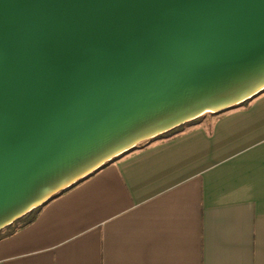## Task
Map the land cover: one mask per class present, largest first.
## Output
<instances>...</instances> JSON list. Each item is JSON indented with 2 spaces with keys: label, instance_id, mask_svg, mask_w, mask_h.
Listing matches in <instances>:
<instances>
[{
  "label": "water",
  "instance_id": "water-1",
  "mask_svg": "<svg viewBox=\"0 0 264 264\" xmlns=\"http://www.w3.org/2000/svg\"><path fill=\"white\" fill-rule=\"evenodd\" d=\"M262 91L264 0H0V230Z\"/></svg>",
  "mask_w": 264,
  "mask_h": 264
},
{
  "label": "crops",
  "instance_id": "crops-1",
  "mask_svg": "<svg viewBox=\"0 0 264 264\" xmlns=\"http://www.w3.org/2000/svg\"><path fill=\"white\" fill-rule=\"evenodd\" d=\"M0 264H264V91L52 198Z\"/></svg>",
  "mask_w": 264,
  "mask_h": 264
},
{
  "label": "trees",
  "instance_id": "trees-1",
  "mask_svg": "<svg viewBox=\"0 0 264 264\" xmlns=\"http://www.w3.org/2000/svg\"><path fill=\"white\" fill-rule=\"evenodd\" d=\"M245 102L246 101H244L243 103H245ZM206 114H210V113L206 112V113L198 116L197 118H195L193 120H189V121L185 122L184 124H181V125L173 128L167 132L162 133L160 135V137L172 136V135L182 131L185 127L198 123L200 121V119ZM39 209H40V207L33 208L32 210H30L28 213H26L24 216H22L18 220L14 221L13 223L8 225L7 227L1 229L0 230V239L14 233L16 230H18V229L28 225L29 223H31L34 220V218L36 217Z\"/></svg>",
  "mask_w": 264,
  "mask_h": 264
},
{
  "label": "rangeland",
  "instance_id": "rangeland-1",
  "mask_svg": "<svg viewBox=\"0 0 264 264\" xmlns=\"http://www.w3.org/2000/svg\"><path fill=\"white\" fill-rule=\"evenodd\" d=\"M144 142V141H143ZM143 142H141L140 144H143Z\"/></svg>",
  "mask_w": 264,
  "mask_h": 264
}]
</instances>
